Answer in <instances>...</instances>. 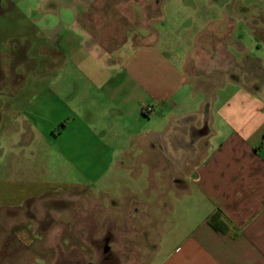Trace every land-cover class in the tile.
<instances>
[{
	"label": "crops",
	"instance_id": "obj_1",
	"mask_svg": "<svg viewBox=\"0 0 264 264\" xmlns=\"http://www.w3.org/2000/svg\"><path fill=\"white\" fill-rule=\"evenodd\" d=\"M206 1L223 11L229 0ZM162 7L0 0V208L85 193L75 178L87 173L121 188L145 177L116 209L150 213L125 212L121 225L116 211L110 224L148 264H264V14L207 34L163 30ZM39 38L43 60L15 59ZM24 64L26 76L3 70ZM215 214L229 234L209 224Z\"/></svg>",
	"mask_w": 264,
	"mask_h": 264
},
{
	"label": "rangeland",
	"instance_id": "obj_2",
	"mask_svg": "<svg viewBox=\"0 0 264 264\" xmlns=\"http://www.w3.org/2000/svg\"><path fill=\"white\" fill-rule=\"evenodd\" d=\"M217 4H219L220 7H217ZM221 4V1L210 3L206 0H163V7L160 11L163 15L161 22L163 26H161V28L165 30L167 27L174 26L176 22H181L185 24L186 28H190L194 31L203 30L208 34L215 29L220 31L229 24L241 27V25L245 24V18H252L253 15L257 16L260 11L264 14V0H229L226 2L227 6H224L223 11L221 10ZM244 6L245 8H243ZM211 7L212 9H210ZM228 12L235 14L230 17L233 20L225 16ZM121 19L126 20V23H129V20H131L125 17ZM140 19L141 18L133 17V22H137ZM22 25L24 26L25 24L23 23ZM128 31L129 30L125 32V35H128ZM169 35H171V37ZM167 37H170V39L174 41L176 39V34L170 32L167 34ZM44 44L45 39L39 38L37 42L34 43L35 46L32 45L31 49H25L24 46L26 44L23 42V49L15 54L14 57L16 60H27V62L28 60H36L40 62V60H43V56L39 53L36 46L40 47ZM7 51L10 54V50L7 49L6 52ZM9 54L4 52V61L8 60ZM28 68V64H24L21 67L17 66L16 70L14 65H6L3 70L6 74L18 72V74L26 76V74L32 72L28 70ZM208 102L209 100H207V103ZM75 179L84 185L85 193L71 192L54 194L52 197L45 200L46 202L39 203L30 209H24L22 211L0 208V256L2 254L5 255L4 253H10L11 250L9 246L12 241L15 240L13 236H16L17 233L19 234L21 230L26 229L31 231L33 228L32 231L35 234L33 235L34 239H37V233L41 235V240H38L37 244L30 249H26L23 246L17 247V242L11 245V248L16 247L17 250H20L19 253H21V258L18 260L16 259L17 262H14V258L8 256L6 259L0 260V264H51L52 262L55 264H64L65 259L80 260L81 262L85 261L87 263L94 261V257L98 259V254L94 255L95 252L89 248L88 244L85 243L83 239H80L81 224L87 223L82 226L86 231L85 237L93 233L91 229L94 230L95 227L96 233L100 232V236L105 238V235L108 233L106 229H108L107 224L110 222V216L116 213V211H124L122 214H118L121 216V225L125 212L131 213L135 211L139 218L142 215L146 218L145 215L148 214V212L150 213L149 210H143L141 208H136L134 210L129 208L123 210L120 208L116 209V206L121 207L124 205L123 203L126 202V198L129 199L130 193L125 188L131 189L135 181L139 179L144 180L145 183V177L139 178L130 176L123 178L125 188H121L122 186L120 187L114 184V178L108 174L105 176H94L87 173L85 177ZM151 198L152 197L146 199L145 195L142 197L145 202L150 201ZM128 204L131 205L132 203L129 201ZM153 211V214H155L156 209ZM22 219L28 222L31 221L32 224H18ZM91 222H94L93 227L90 225ZM119 227L122 226L119 225ZM123 227H125V225H123ZM138 227L140 236L136 244L141 248V253L145 255L147 250L145 249L146 242L144 238H142L143 228L141 224H138ZM131 242L133 243V241ZM109 243L110 241L106 244L104 240L101 241V245L103 246V244H105L108 248L110 247ZM16 253H18V251ZM67 253H73V256L70 255V257ZM133 253L134 256L131 257L126 264H148V262H146L148 260L147 257L136 255L138 251Z\"/></svg>",
	"mask_w": 264,
	"mask_h": 264
},
{
	"label": "flooded vegetation",
	"instance_id": "obj_3",
	"mask_svg": "<svg viewBox=\"0 0 264 264\" xmlns=\"http://www.w3.org/2000/svg\"><path fill=\"white\" fill-rule=\"evenodd\" d=\"M85 224L87 223H83L80 225V234H79L80 239H83L84 242L88 244L89 248L95 252L94 255L98 254V259H95L94 257V261H90L88 263L85 261L81 262L80 260L65 259L64 264H126L129 262L130 258L132 257V253L134 252L132 246L133 243L126 237L121 238V236H119L118 238L110 222L107 224L108 229H106V231L108 233L105 235L106 236L105 238H102L100 236L101 235L100 232L96 233L95 227L94 230L91 229V232L93 233H90L88 237H85L86 231L84 228H82V226ZM90 225L91 227H93L94 222H91ZM21 233H23L22 230L20 231L19 234L17 233L16 236H13L15 240L12 241L10 246L16 244L17 242V247L23 246L26 249H30L32 246L37 244V241L35 242V240L31 238V236L27 234L22 235ZM102 240H104L105 244L110 241L109 243L110 247L108 248L105 244H103L102 246L101 245ZM10 246H9V249L11 250L10 253L9 254L4 253L5 255L2 254L0 256V260L6 259L8 256H11L14 258L13 261L17 262L16 259L18 260L19 258H21L20 255L21 253H19L20 250L19 249L17 250L16 247L11 248ZM17 251L18 253H16ZM70 255L73 256V253H71ZM123 257L125 258V260H123Z\"/></svg>",
	"mask_w": 264,
	"mask_h": 264
},
{
	"label": "trees",
	"instance_id": "obj_4",
	"mask_svg": "<svg viewBox=\"0 0 264 264\" xmlns=\"http://www.w3.org/2000/svg\"><path fill=\"white\" fill-rule=\"evenodd\" d=\"M209 224L221 234H229V227L221 214H215L209 219ZM232 236H235L232 235Z\"/></svg>",
	"mask_w": 264,
	"mask_h": 264
}]
</instances>
